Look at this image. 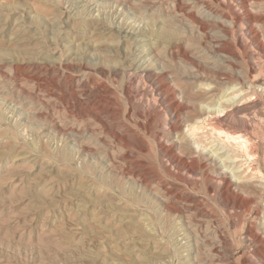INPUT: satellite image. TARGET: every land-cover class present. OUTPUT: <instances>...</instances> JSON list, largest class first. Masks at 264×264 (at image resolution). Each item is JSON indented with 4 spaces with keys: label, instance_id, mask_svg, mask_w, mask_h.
I'll use <instances>...</instances> for the list:
<instances>
[{
    "label": "rangeland",
    "instance_id": "rangeland-1",
    "mask_svg": "<svg viewBox=\"0 0 264 264\" xmlns=\"http://www.w3.org/2000/svg\"><path fill=\"white\" fill-rule=\"evenodd\" d=\"M263 2L0 0V264H264ZM143 70L177 92L171 129ZM227 97L248 177L226 193L181 137Z\"/></svg>",
    "mask_w": 264,
    "mask_h": 264
},
{
    "label": "bare ground",
    "instance_id": "bare-ground-1",
    "mask_svg": "<svg viewBox=\"0 0 264 264\" xmlns=\"http://www.w3.org/2000/svg\"><path fill=\"white\" fill-rule=\"evenodd\" d=\"M254 1H262V0H254ZM241 5H243V3ZM242 8H244V10L249 15V18L247 19L246 22L247 27L245 26L246 33L251 34L256 40L259 41V38L261 36L259 33L260 31H258L254 26V23H256L258 17L256 18V16L250 12L251 10L250 11L248 10L251 8L247 9L245 6H242ZM259 15H261V13ZM262 19H264V14L260 18V20ZM261 23L263 22H260V24ZM138 31H140V29H137V32ZM134 33H136L135 29L133 31L127 30L125 34L133 39L135 36ZM134 40L137 41V39ZM263 44L264 42L261 43V45ZM141 59H142L141 56L134 59L133 66L135 67L136 70L140 69L142 66V63L140 62ZM143 69L146 68L144 67ZM138 78H140L141 80L143 79L145 81L147 80L149 82L150 90H148L149 91L148 93L149 95H151V97H154L159 103L168 102L166 108L167 111L170 112V114L166 115L165 124L167 126L166 128L169 127L171 129L174 125V120L178 116V112L180 108V103H179L180 100H178L176 90L172 87V85H169L167 82L161 79L160 76L146 75L145 70L138 73ZM205 92L206 94L209 95L208 98L212 97L211 88H206ZM233 101H234L233 97L230 98L227 97L223 101L219 102L216 106L212 105L211 102H208L204 107H201L200 109L201 114L199 117L194 118L193 120L187 122V124L185 125V130L183 131L181 137L191 146V149L193 152H195L197 158L203 160H210L215 164H217L218 161L219 163L221 162V166L223 164V166L226 167V169H224L220 173L221 175H219L222 180V182L220 181L221 182L220 184L222 186V187L220 186L222 188L221 190L222 192H226V193L232 190V186H234L235 184H239L240 182H244L241 180L248 177V172L247 174L239 177V175L241 174L239 172L243 168V165L237 166L238 162L242 161L240 159V157L242 156L241 152L231 147V145L225 143V141L223 140L224 138L222 139L218 134V131L220 132L223 129L219 125V123H222L220 121L221 116L222 115L228 116V114L234 110ZM225 130H227V128H225ZM226 137L229 138L228 135ZM177 138H179V136ZM176 142H179V139H176ZM242 144L243 146H247L245 142ZM175 147L176 146L174 145L166 146V151L170 153V161L172 162L174 161L177 164L186 166L189 170L192 171L195 167L194 165L197 160L192 157L188 159H183L179 154L175 152ZM236 167H238V169L235 171ZM258 227L259 228H256L254 226V229L252 230V234L253 237L258 242L263 243L264 224L261 226L259 225ZM263 262H264V255H263Z\"/></svg>",
    "mask_w": 264,
    "mask_h": 264
}]
</instances>
